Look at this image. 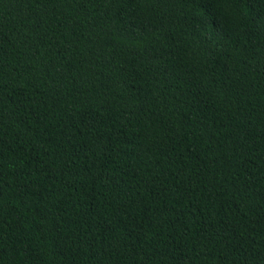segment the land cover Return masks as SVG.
<instances>
[{"label": "trees", "instance_id": "16d2710c", "mask_svg": "<svg viewBox=\"0 0 264 264\" xmlns=\"http://www.w3.org/2000/svg\"><path fill=\"white\" fill-rule=\"evenodd\" d=\"M0 264H264V0H0Z\"/></svg>", "mask_w": 264, "mask_h": 264}]
</instances>
